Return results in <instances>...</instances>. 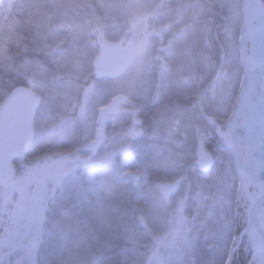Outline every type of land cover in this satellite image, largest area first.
I'll list each match as a JSON object with an SVG mask.
<instances>
[{
  "label": "rangeland",
  "instance_id": "obj_1",
  "mask_svg": "<svg viewBox=\"0 0 264 264\" xmlns=\"http://www.w3.org/2000/svg\"><path fill=\"white\" fill-rule=\"evenodd\" d=\"M244 11V0H33L20 26L4 22L0 104L24 86L43 108L16 179H0V264H226L246 220L231 151ZM108 42L136 53L124 76L99 81L93 62ZM182 88L187 106L143 124V112ZM117 96L120 116L96 141L98 108ZM209 102L220 122L209 139L223 143L210 150L196 111ZM199 146L216 161L207 175L195 166ZM133 154L137 169L125 162ZM175 181L180 190L164 196ZM233 257L256 264L247 238Z\"/></svg>",
  "mask_w": 264,
  "mask_h": 264
},
{
  "label": "water",
  "instance_id": "obj_2",
  "mask_svg": "<svg viewBox=\"0 0 264 264\" xmlns=\"http://www.w3.org/2000/svg\"><path fill=\"white\" fill-rule=\"evenodd\" d=\"M263 7L261 0H256L254 10L251 14L249 27L243 28L240 34V51L245 62H248L245 39L246 35L253 27V21L257 17L258 8ZM263 22V20H262ZM135 54L133 43L121 47L117 43L108 42L101 48L94 60V74L99 80H112L123 76L132 64ZM255 64H257L255 62ZM264 69V67H263ZM244 87V79L241 89ZM40 99L25 87H16L0 105V179L6 183H11L16 178L15 160H22L26 157L33 141V120L36 108ZM118 99L114 98L109 105L99 108L97 119L98 135L97 139L102 140L105 136L106 128L112 117L118 114ZM257 117L262 116L261 111H257ZM214 165L213 157L199 149L197 157V169L201 174H208ZM179 188V183H171L161 189L164 194L169 195ZM264 201V183L256 193L249 198L246 210L245 230L250 240V225H254L259 231L264 245V228L253 215L252 210ZM261 264H264V259Z\"/></svg>",
  "mask_w": 264,
  "mask_h": 264
},
{
  "label": "bare ground",
  "instance_id": "obj_3",
  "mask_svg": "<svg viewBox=\"0 0 264 264\" xmlns=\"http://www.w3.org/2000/svg\"><path fill=\"white\" fill-rule=\"evenodd\" d=\"M255 2L256 0H244V7H245V14H244V27L247 28L249 27V21H250V17L251 14L254 10V6H255ZM262 9L261 7L258 8V12H260ZM260 18H261V13H258L257 19H256V23H254L253 27H251V32L250 34L248 33L246 35V39H245V44L247 46L250 45L253 54L252 56L257 55V53H260V58H262V56L264 55V51H260L258 49L259 46V39H257L258 36V27L254 28V26H257L260 24ZM260 26V25H259ZM248 37H252V39L250 38V40L248 39ZM250 41V42H249ZM250 43V44H249ZM258 45V46H257ZM248 62H245L244 64V87H243V91H241V94L239 95V107H238V111L244 116V118H249L252 121H255L257 124V128H258V135H263L264 134V124L261 122V119L256 116V109L257 108H261L262 110V117H264V106L262 108L261 104H264V89L261 85L260 82V76L257 75L255 73V69L253 66V57L251 58V55L248 57ZM258 61L260 59H257ZM260 90V92H259ZM244 127L248 128L247 131V135L248 137H250V133H251V125L245 120L244 121ZM260 137V136H259ZM256 142H258L260 144V147H263V144L261 142V137L258 138V136L256 137ZM261 164L263 165V161L261 160ZM262 172V179L260 181H255V185L257 186V188H259L262 183H264V165L262 170L260 171ZM242 177V188L246 189V185L245 182L252 179L251 176L247 175ZM253 182V180H252ZM262 205H264V201L263 203L258 204V206L256 208H253L252 213L253 215L256 216L257 221L260 222V224L262 225V227L264 228V209H262ZM249 236H250V243L252 245V257L253 259L256 261V264H261L263 259H264V245H263V240L262 237L259 233V231L256 230V227H254V225H250V231H249ZM234 260V259H233ZM226 264H233V261L227 262Z\"/></svg>",
  "mask_w": 264,
  "mask_h": 264
},
{
  "label": "trees",
  "instance_id": "obj_4",
  "mask_svg": "<svg viewBox=\"0 0 264 264\" xmlns=\"http://www.w3.org/2000/svg\"><path fill=\"white\" fill-rule=\"evenodd\" d=\"M33 0H0V27H5L4 28V32L5 30L8 28V26L6 27V24L4 22L6 21H10L12 23L11 27H15V26H20L19 21L22 19L24 13H26V11L30 8V6L32 5ZM2 24V25H1ZM10 27V28H11ZM5 35V34H4ZM220 75L219 72L211 77V81L209 82V84L212 87H207L208 88V93L207 96H211L212 94V89L214 91V89H216V86L219 82H220ZM202 76L200 75V80H202ZM182 90V91H181ZM188 88H182L180 89V93L178 92V89L176 90L175 96L171 97L169 96L167 99V103L165 104L164 108L170 107L172 106L174 103L175 104H183L184 102H186V98L183 97V93H187ZM205 94V90L204 93ZM202 94V95H203ZM188 95V94H186ZM202 95L200 96V98H202ZM203 99V98H202ZM201 99V100H202ZM212 100V99H211ZM215 100V99H214ZM190 103L193 104V100H190ZM186 106L189 104L188 102L185 103ZM207 108L205 109V105H198L196 111L198 113H200V116L203 117V119L205 120V124H204V130L206 129L205 133L206 136L208 135V138H206L205 142H203V145L206 146V148H208V150L210 149H215L216 147H222V142L218 143V141H216V138H212L209 139L210 134H212V136H214V121L212 123V117H210L211 115L208 113L212 112V108L210 105V102L206 104ZM192 106V105H191ZM204 107V108H203ZM162 107H153V109L146 111L145 113V118H144V123L145 126H148L156 117L157 114H160L162 109H164ZM215 124H217V126H220V122H216ZM222 130H225L224 125H222L220 127ZM201 140H203L204 138H201ZM201 142V141H200ZM126 165L131 168V169H137L140 167L139 165V160L137 159L136 155H131L129 158H127V160L125 161Z\"/></svg>",
  "mask_w": 264,
  "mask_h": 264
},
{
  "label": "flooded vegetation",
  "instance_id": "obj_5",
  "mask_svg": "<svg viewBox=\"0 0 264 264\" xmlns=\"http://www.w3.org/2000/svg\"><path fill=\"white\" fill-rule=\"evenodd\" d=\"M36 93V92H35ZM175 93H176V90H173V91H171V92H166L165 94H164V96H163V98L162 99H160V101L157 103V105H155V106H157V107H162V108H164V106H165V104L167 103L166 101H167V99H168V97L169 96H171V97H174L175 96ZM37 94V93H36ZM38 95V94H37ZM39 96V95H38ZM40 98H41V96H40ZM112 100V99H111ZM120 102H121V97H119V104H118V106H117V108H118V110H119V115L118 116H120ZM156 107V108H157ZM167 107H168V105H167ZM43 108V100L41 99V103H40V105H39V107H38V109H37V111H36V113H35V119H37V118H40V113H41V109ZM47 108H49V107H46V110H47ZM44 109H45V107H44ZM146 112V111H145ZM46 114V113H45ZM45 114H44V116H45ZM43 116V117H44ZM122 116H125V118L126 119H128L127 118V116L126 115H122ZM140 118H142V120H143V124L145 125V123H144V118H145V115H144V112L140 115ZM110 124H111V122L109 123V125H108V128H107V131H106V134L108 135L109 134V131L111 130L110 129ZM125 125H127L126 124V121L124 120L122 123H121V125H120V128H123V127H125ZM145 127V126H144Z\"/></svg>",
  "mask_w": 264,
  "mask_h": 264
}]
</instances>
